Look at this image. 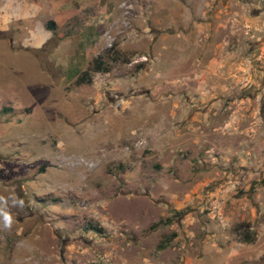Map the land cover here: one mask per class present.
<instances>
[{
  "label": "rangeland",
  "instance_id": "1",
  "mask_svg": "<svg viewBox=\"0 0 264 264\" xmlns=\"http://www.w3.org/2000/svg\"><path fill=\"white\" fill-rule=\"evenodd\" d=\"M33 1L41 49L0 32V264H264V0Z\"/></svg>",
  "mask_w": 264,
  "mask_h": 264
},
{
  "label": "crops",
  "instance_id": "2",
  "mask_svg": "<svg viewBox=\"0 0 264 264\" xmlns=\"http://www.w3.org/2000/svg\"><path fill=\"white\" fill-rule=\"evenodd\" d=\"M45 5L43 1L37 4L33 0H0V32L9 30L11 23L17 24L19 33L24 37L23 48L41 49L52 37L53 28L58 22L57 11L50 4ZM44 16L47 18L39 26Z\"/></svg>",
  "mask_w": 264,
  "mask_h": 264
},
{
  "label": "clouds",
  "instance_id": "3",
  "mask_svg": "<svg viewBox=\"0 0 264 264\" xmlns=\"http://www.w3.org/2000/svg\"><path fill=\"white\" fill-rule=\"evenodd\" d=\"M3 201H4V198L0 197V202H3ZM20 204L23 205V201H20ZM0 217H2L3 228L10 229L13 224V218L8 212L4 211L2 205H0Z\"/></svg>",
  "mask_w": 264,
  "mask_h": 264
},
{
  "label": "trees",
  "instance_id": "4",
  "mask_svg": "<svg viewBox=\"0 0 264 264\" xmlns=\"http://www.w3.org/2000/svg\"><path fill=\"white\" fill-rule=\"evenodd\" d=\"M93 69L96 71V72H99V71H103V68H102V63L100 62H96L95 65L93 66ZM83 80V79H82ZM87 83H89V81H86ZM4 111H10V109H5ZM162 248V246L160 247Z\"/></svg>",
  "mask_w": 264,
  "mask_h": 264
}]
</instances>
